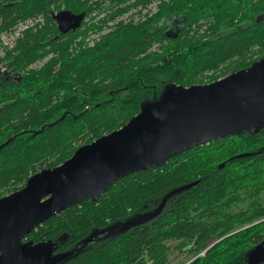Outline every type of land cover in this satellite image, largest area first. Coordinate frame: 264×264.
Wrapping results in <instances>:
<instances>
[{
    "label": "trees",
    "instance_id": "obj_1",
    "mask_svg": "<svg viewBox=\"0 0 264 264\" xmlns=\"http://www.w3.org/2000/svg\"><path fill=\"white\" fill-rule=\"evenodd\" d=\"M161 1L153 17L137 24L115 20L129 7L89 24L93 4L103 10L99 1L0 0V49L4 34L44 20L0 58V199L125 126L166 86L190 87L220 72L212 83L264 58V0ZM61 11L85 13L82 27L61 33L53 19ZM172 16L177 38L163 26ZM110 21L89 46L88 33ZM155 45L164 55L150 52ZM244 199L248 206L235 211ZM116 224L126 228L86 243ZM49 240L59 242L58 253H72L61 264H170L171 243L188 252L190 264H248L249 252L264 241V130L210 141L121 178L96 200L49 218L24 242Z\"/></svg>",
    "mask_w": 264,
    "mask_h": 264
},
{
    "label": "water",
    "instance_id": "obj_2",
    "mask_svg": "<svg viewBox=\"0 0 264 264\" xmlns=\"http://www.w3.org/2000/svg\"><path fill=\"white\" fill-rule=\"evenodd\" d=\"M85 16L61 11L53 19L68 34L81 28ZM263 130L264 58L209 84L166 86L125 126L80 147L60 166L34 174L22 189L0 199V264L63 263L72 253H58L59 242L24 239L56 214L96 200L121 178L160 167L210 141ZM193 185L172 191L165 201ZM124 225L95 232L86 243ZM247 263L264 264V241L249 252Z\"/></svg>",
    "mask_w": 264,
    "mask_h": 264
},
{
    "label": "built area",
    "instance_id": "obj_3",
    "mask_svg": "<svg viewBox=\"0 0 264 264\" xmlns=\"http://www.w3.org/2000/svg\"><path fill=\"white\" fill-rule=\"evenodd\" d=\"M94 1H99V3H101V7L103 8V10L100 12L96 4H93V11L90 17L86 20L87 23L89 24L92 23L91 20L92 18H96L94 20L95 23L97 20L106 17L108 14L118 9H124L129 6H132V4L135 3V0L125 2L121 5H116L111 0H94ZM165 1H172V0H165ZM161 2H162L161 0H153L152 2L145 5L140 4L137 6L129 7V10L117 16L115 20L123 23L133 22L134 24L146 21L147 19L153 17L158 12V8ZM92 3L93 1H91L90 4ZM114 21L108 22L107 25L102 24V29L100 32L90 31L88 33V37L86 41L91 45H94L95 43L99 42L102 36L110 30V27L113 25ZM39 24H41V26L44 25V20L42 17H39L36 20L34 19L27 20L26 22L20 24L18 27L13 29V31L9 32L8 34H4V36H2L3 48L0 49V58L3 56V53L7 49L14 48V45H16L17 40H19V38L23 36L22 33L25 30L34 28L37 25L39 26Z\"/></svg>",
    "mask_w": 264,
    "mask_h": 264
},
{
    "label": "rangeland",
    "instance_id": "obj_4",
    "mask_svg": "<svg viewBox=\"0 0 264 264\" xmlns=\"http://www.w3.org/2000/svg\"><path fill=\"white\" fill-rule=\"evenodd\" d=\"M98 21L99 20H97L95 23H97ZM89 46H93V45L89 44ZM150 52L153 54L158 53L161 56L164 55V50L159 46H154ZM258 57L259 56L256 53L252 54L253 59L258 58ZM235 63H236L235 61L231 62L230 66L228 68L233 67ZM42 66H43V64H36V65H34V68H39ZM224 67H226V66H224ZM228 68H225V69H228ZM217 76H220V72H217L215 74L214 73H206L205 75L200 76L198 78V80L196 81L197 83L194 85L209 84L211 78H214ZM249 203H250V201L248 199H244L240 203H237V205H234V210L238 211L241 208L245 209ZM176 245H177V243H171V246L173 247V251H172V254L170 256V264H190V263H192L194 261V259L188 255V252H181V251L175 249Z\"/></svg>",
    "mask_w": 264,
    "mask_h": 264
},
{
    "label": "flooded vegetation",
    "instance_id": "obj_5",
    "mask_svg": "<svg viewBox=\"0 0 264 264\" xmlns=\"http://www.w3.org/2000/svg\"><path fill=\"white\" fill-rule=\"evenodd\" d=\"M164 23L163 26H168L167 34H169V37L177 38L180 35V25L178 23V20L174 16L167 18Z\"/></svg>",
    "mask_w": 264,
    "mask_h": 264
},
{
    "label": "bare ground",
    "instance_id": "obj_6",
    "mask_svg": "<svg viewBox=\"0 0 264 264\" xmlns=\"http://www.w3.org/2000/svg\"><path fill=\"white\" fill-rule=\"evenodd\" d=\"M115 184V183H114ZM111 189V188H110ZM81 205V204H80Z\"/></svg>",
    "mask_w": 264,
    "mask_h": 264
}]
</instances>
